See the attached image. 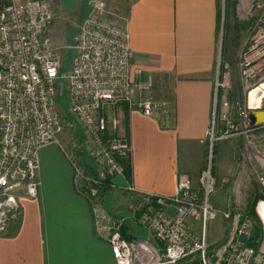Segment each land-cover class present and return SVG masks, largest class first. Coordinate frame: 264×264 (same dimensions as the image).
I'll return each instance as SVG.
<instances>
[{"label":"built area","instance_id":"obj_1","mask_svg":"<svg viewBox=\"0 0 264 264\" xmlns=\"http://www.w3.org/2000/svg\"><path fill=\"white\" fill-rule=\"evenodd\" d=\"M258 7L264 9V0ZM53 18L50 0H0V235L21 215L20 198L38 195L39 150L57 144L68 160L76 191L89 204L95 233L110 245L116 264H176L182 259H197L199 264H264V152L256 160L253 156L251 166L257 187L249 200L255 199L258 233L246 207L232 216L230 210L213 205L210 160L196 184L187 174H179L172 195L140 192L126 182L120 187L124 210L105 208L102 189L114 185L112 177L122 175L120 159L130 155L128 141L116 134L114 109L125 103L153 116L167 111L168 103L149 96L134 98L135 86L148 93L151 85L137 80L142 69L132 66L127 26L103 0L92 1L70 43L63 45L71 52L66 71L60 47L46 32ZM237 66L241 97H248L264 83V23L254 26ZM62 82L69 113L90 142L91 172L59 139L57 89ZM221 119L230 126L226 115ZM261 128L264 123L253 127L244 121V130L237 133L245 139L248 132ZM234 134L212 120L210 154L214 141ZM219 215L230 220L229 229L220 242H210L208 224ZM134 223L140 232L130 231Z\"/></svg>","mask_w":264,"mask_h":264},{"label":"crops","instance_id":"obj_2","mask_svg":"<svg viewBox=\"0 0 264 264\" xmlns=\"http://www.w3.org/2000/svg\"><path fill=\"white\" fill-rule=\"evenodd\" d=\"M92 1L88 0L86 9ZM105 1L126 17L131 63L142 69L137 80L151 85L148 93L135 86L134 98L149 96L168 103L167 111L153 116L125 103L113 111L118 118L116 134L130 145L131 184L140 192L172 195L181 173L197 183L210 156L211 122L219 120V129L223 124L216 107L222 111L228 104L218 98L216 83L223 44L219 0ZM58 2L62 9H83L84 0ZM220 91L225 95L224 89ZM254 91L251 101L260 100L263 91ZM249 96L243 98L244 104ZM258 107L252 106L247 113L262 109ZM52 146L38 152L37 197L20 198L21 215L0 235V264H116L110 245L95 233L89 204L76 191L68 162ZM247 170L252 175L251 167L240 168L238 179L248 177ZM113 183L105 193L104 206L121 212L125 201L120 187L126 179L116 175ZM239 198L226 192L220 203H237ZM218 201L212 196L215 205ZM218 218L211 227L219 226Z\"/></svg>","mask_w":264,"mask_h":264},{"label":"rangeland","instance_id":"obj_3","mask_svg":"<svg viewBox=\"0 0 264 264\" xmlns=\"http://www.w3.org/2000/svg\"><path fill=\"white\" fill-rule=\"evenodd\" d=\"M103 1L106 3L105 0ZM261 1L262 0H219V18L223 44L220 58L218 59V76L216 78V83L225 84V86H218L217 84L218 98H224L228 101V104L223 106L222 111L218 105L216 107V115L219 116L220 112L223 116L226 115L230 120V126L225 127L224 124H220V126L225 128L228 133L236 134L233 135L234 139L232 140H230L231 136L230 138L218 140L219 142L214 141L213 145H216L212 147V153L208 156L209 158L207 157V160H210L211 162L212 172L215 177V189L212 196L219 200L216 205L213 202L212 203L220 210H230L232 216L246 207L249 201V193L257 187L255 178L249 174L248 170L246 171L248 172V177L245 175L244 180L241 178L238 179V177L241 176L236 172L240 168L245 170L250 168L254 164L253 156L254 159L255 157L258 159L257 157H261V153L264 152V128L248 132L247 137H245L244 140H242V134L237 133L244 130V121L247 123V111L249 108H252V106H260L258 108L264 109V83L258 87V89L263 91V96L260 95L259 97L260 100L251 101L252 97H256L257 92L253 89L249 94L250 99H247L245 104L243 103L237 66L240 51L247 46L254 26L257 27L264 23V9L263 7L257 8ZM50 2L54 12V18L46 32L50 39L60 47V55L63 62L62 71H66L71 61V52L64 49L63 45L70 43L76 25L89 11L86 9L88 8L89 3L88 0H84L83 9H62L58 0H50ZM108 8L111 10L115 9L111 6H108ZM116 13L126 24V17L118 11H116ZM237 54H239L238 57ZM221 88L226 91L225 95L220 91ZM57 93L58 108L62 120V131L59 135V139L66 149L72 151L79 158L86 171L91 172L90 167L91 162L93 161L89 156L90 142L85 136L81 125L75 121L73 116L69 113L67 105V89L63 82L61 83V86L58 87ZM218 121L219 120L215 121L216 125L218 124ZM52 147L61 151L65 157L59 145L54 144ZM78 152L83 153V155L80 156L81 158L78 156ZM245 152H247V154ZM255 168L258 170L257 166H255ZM115 176L112 177V180ZM226 192H230L231 198L237 193L240 197V201L231 204H226V202L220 203ZM219 216L220 218L217 216L219 223L218 227H211V223L213 224V221L217 218L208 224L207 240L210 242H220L229 229L230 220L221 215ZM131 230L134 232H140L141 228L134 223ZM192 260L183 259L176 264H189Z\"/></svg>","mask_w":264,"mask_h":264},{"label":"trees","instance_id":"obj_4","mask_svg":"<svg viewBox=\"0 0 264 264\" xmlns=\"http://www.w3.org/2000/svg\"><path fill=\"white\" fill-rule=\"evenodd\" d=\"M215 146V144L213 145ZM81 155H83L82 152H78V156L80 157ZM81 158V157H80ZM121 162V166H122V174L124 176V178L126 179V182L131 183L132 177H131V165H130V159L129 156L121 158L120 159ZM91 169V167H90ZM110 187L108 185L104 186V188L102 189V195H103V200L105 201V193L106 191L109 189ZM254 201L255 199L249 200L248 201V205L246 206V213L251 215L252 218L254 219V221L256 222V228H255V233H258L259 231V226H257V224L259 225V220L254 212ZM124 236L127 237L128 235L126 233H124ZM183 260V259H182ZM181 260V261H182ZM189 260V259H188ZM180 262V261H179ZM189 264H199L197 259H194L192 261L189 262Z\"/></svg>","mask_w":264,"mask_h":264},{"label":"water","instance_id":"obj_5","mask_svg":"<svg viewBox=\"0 0 264 264\" xmlns=\"http://www.w3.org/2000/svg\"><path fill=\"white\" fill-rule=\"evenodd\" d=\"M247 123L250 126H258L264 123V109H251L247 113Z\"/></svg>","mask_w":264,"mask_h":264}]
</instances>
